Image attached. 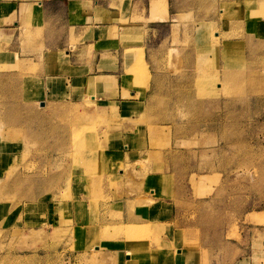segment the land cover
Masks as SVG:
<instances>
[{
	"label": "rangeland",
	"instance_id": "374dc122",
	"mask_svg": "<svg viewBox=\"0 0 264 264\" xmlns=\"http://www.w3.org/2000/svg\"><path fill=\"white\" fill-rule=\"evenodd\" d=\"M154 1L136 0L141 15L131 23L144 26L137 38L141 47L129 51L135 62L127 74L142 90L152 86L142 123L153 153L138 166L166 173L160 183L179 188L186 246L198 252L201 264H264V0H159L158 10ZM162 19L166 22L156 21ZM150 21L157 23L145 27ZM128 22H123L128 29L137 28ZM16 71L20 77L8 79ZM23 75L17 65L0 64V134L24 146L20 165L0 182V201L28 199L35 188L36 195L40 180L54 191L75 166L88 178L98 214L96 205L119 189L104 151L117 117L100 111L108 105L96 96L90 105L40 116L45 104L20 96ZM113 84L96 78L88 86L98 92ZM40 118L56 123L49 130L53 135L44 134ZM133 175L136 182L143 180L142 174ZM64 228H0V264H64L74 252L71 229ZM111 230L118 232L107 227L106 234ZM125 232H139L141 240L151 235L146 228ZM98 256L78 264H115Z\"/></svg>",
	"mask_w": 264,
	"mask_h": 264
},
{
	"label": "crops",
	"instance_id": "0c3cea01",
	"mask_svg": "<svg viewBox=\"0 0 264 264\" xmlns=\"http://www.w3.org/2000/svg\"><path fill=\"white\" fill-rule=\"evenodd\" d=\"M136 6V0H0V64L21 67L22 99L33 98L28 103L40 106L44 103L40 116L47 110L69 111L75 105L88 104L92 96L107 102L100 111L114 112L118 124L104 140V151L112 179L119 186L111 190L110 201L96 205L99 211L95 214L88 178L72 166L71 178L54 191L44 189L40 180L36 195L35 188L28 191V199L19 196L14 201H0V228L11 232L69 227L74 252L64 260L76 264L90 261L96 254L103 255L98 256L100 261L112 258L115 264H201L198 252L186 246L179 188L174 183H160L166 173L144 172L138 166L153 151L150 132L142 123L152 86L142 90L127 74L135 62L129 51L141 47L137 38L144 26L131 24L134 16L141 15ZM125 20L137 28L128 29ZM34 66L37 73L31 74ZM20 75L16 71L7 76L15 80ZM96 78L104 83L105 78L113 79L114 84L95 92L88 83ZM40 123L46 136L53 135L49 130L56 123L51 118H40ZM22 144L0 134V182L20 165ZM129 166L132 171L127 172ZM133 174H142L143 180L136 182ZM112 213L116 220L110 219ZM107 227H117L118 232L106 234ZM133 227L146 228L151 235L141 240L139 232H125ZM96 245L100 252L92 249ZM234 264L249 263L239 260Z\"/></svg>",
	"mask_w": 264,
	"mask_h": 264
},
{
	"label": "bare ground",
	"instance_id": "6f19581e",
	"mask_svg": "<svg viewBox=\"0 0 264 264\" xmlns=\"http://www.w3.org/2000/svg\"><path fill=\"white\" fill-rule=\"evenodd\" d=\"M158 1H159V0H155V1H154V5H152V6H153L155 9H157V10H158V8H159V7H158L159 5H157V2H158Z\"/></svg>",
	"mask_w": 264,
	"mask_h": 264
},
{
	"label": "built area",
	"instance_id": "2783aa9c",
	"mask_svg": "<svg viewBox=\"0 0 264 264\" xmlns=\"http://www.w3.org/2000/svg\"><path fill=\"white\" fill-rule=\"evenodd\" d=\"M64 264H71V262L66 260Z\"/></svg>",
	"mask_w": 264,
	"mask_h": 264
}]
</instances>
